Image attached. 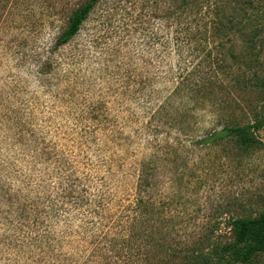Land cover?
<instances>
[{
	"label": "rangeland",
	"instance_id": "rangeland-1",
	"mask_svg": "<svg viewBox=\"0 0 264 264\" xmlns=\"http://www.w3.org/2000/svg\"><path fill=\"white\" fill-rule=\"evenodd\" d=\"M80 1L18 0L0 9V264H127L103 243L133 219L135 172L147 160L155 167L148 201L166 219L173 215L155 233L156 241L168 234L167 246L188 247L234 198L244 211H260L264 129L245 156L226 140H202L216 128L224 100L244 99L241 111L227 115L249 121L264 113V95L215 93L195 108L173 98L154 115L177 86V62L189 59L165 54L159 22L146 37L133 26V0H100L78 33L56 47ZM151 35L159 36L155 54ZM139 77L152 79L143 94L135 90ZM70 182L78 190L63 196ZM145 217L141 228H150L156 216ZM227 221L228 213L222 233ZM137 238L151 255L153 243ZM253 264H264V256Z\"/></svg>",
	"mask_w": 264,
	"mask_h": 264
},
{
	"label": "trees",
	"instance_id": "trees-1",
	"mask_svg": "<svg viewBox=\"0 0 264 264\" xmlns=\"http://www.w3.org/2000/svg\"><path fill=\"white\" fill-rule=\"evenodd\" d=\"M99 2L82 0L76 4L65 29L55 41L56 47L67 44L78 33ZM4 3H9L11 10L19 6L18 0H0V9L4 8ZM136 11L140 12L135 14ZM152 21L159 22L166 35L162 41L165 54L173 51L179 60L182 57L189 59L183 65L177 62V86L159 104L154 115L159 114L173 98L180 102L186 98L195 108L215 93L229 95L231 91L240 94L256 91L264 95V0H133V26H140L137 30L144 37L151 34L152 29H148ZM151 37L155 49H151V53L155 54L159 36ZM139 79V87L135 90L143 94L152 79ZM234 97L224 100L223 113L215 119L216 128L202 142L219 146L226 140L239 157L250 154L259 146L258 132L264 129V113L254 115L249 121H244L241 116H228L227 110L241 111L244 106L241 102L244 99ZM154 171L152 160L138 166L134 183L136 203L133 211L128 208L134 213L133 219L126 223L128 228L123 226L125 229L121 234L115 233L117 237L103 243L108 254L119 250L126 256L127 264H253L259 256H264V200L261 198L255 201L261 210L254 215L244 211L245 205L234 198L227 208L215 214L214 226L196 234L188 247L167 246L164 238L168 234L156 241L157 228L165 229L173 215L166 219L163 211L155 212L148 201L147 190L152 186L150 178ZM77 190L78 185L70 182L63 188V196ZM82 200L77 196L75 203ZM101 200L84 198L87 203L95 205H100ZM226 213L228 232L222 233L219 221ZM143 214L147 215L146 220L156 216L150 228H141L140 216ZM138 236H143L148 244L153 243L151 255L144 250ZM98 243L96 241V248H99Z\"/></svg>",
	"mask_w": 264,
	"mask_h": 264
}]
</instances>
